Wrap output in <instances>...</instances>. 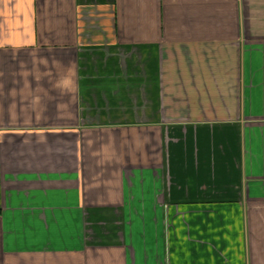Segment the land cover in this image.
<instances>
[{
	"label": "crops",
	"instance_id": "1",
	"mask_svg": "<svg viewBox=\"0 0 264 264\" xmlns=\"http://www.w3.org/2000/svg\"><path fill=\"white\" fill-rule=\"evenodd\" d=\"M0 264H264V0H0Z\"/></svg>",
	"mask_w": 264,
	"mask_h": 264
}]
</instances>
